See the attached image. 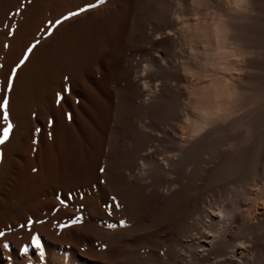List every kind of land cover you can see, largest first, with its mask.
I'll list each match as a JSON object with an SVG mask.
<instances>
[{"label": "bare ground", "instance_id": "6f19581e", "mask_svg": "<svg viewBox=\"0 0 264 264\" xmlns=\"http://www.w3.org/2000/svg\"><path fill=\"white\" fill-rule=\"evenodd\" d=\"M5 101L0 264H264V0H0Z\"/></svg>", "mask_w": 264, "mask_h": 264}, {"label": "rangeland", "instance_id": "374dc122", "mask_svg": "<svg viewBox=\"0 0 264 264\" xmlns=\"http://www.w3.org/2000/svg\"><path fill=\"white\" fill-rule=\"evenodd\" d=\"M240 113H238V114H236V117H239L240 115H239ZM235 117V116H234ZM230 122V121H229ZM229 122H227V123H229ZM227 123H225V124H227ZM229 136V137H228ZM234 135L231 133V134H226V137L225 136H223L222 138H221V140H220V144H221V147H222V149H223V151H226V150H228L229 149V145L230 144H232L233 142H234ZM230 142V143H229ZM229 143V144H228ZM225 144H227V145H225ZM225 146H226V148H225ZM224 149H226V150H224ZM264 179V178H263ZM236 180H239V182L241 181V185H240V183H237L238 181H236ZM236 181V183H234ZM235 181L233 182V180H228V181H222V182H220V183H218V184H215V189H213V187H211L207 192H206V195H205V198H206V201H207V203H209L210 205H212V207H214V208H217V207H219V204L221 205V206H223V205H225L226 204V202L228 201L229 202V204H228V206H230V205H235V200H236V205L238 204V203H240V200L241 201H243L249 194H251V193H256L257 192V190H258V188L260 187V186H258L257 185V183L256 182H253V181H251L250 179H248V183H249V185L248 184H243L246 180H241V179H235ZM242 181H244L243 183H242ZM224 182V183H223ZM231 182L233 183V184H235V185H230L231 184ZM246 182V183H247ZM250 182H252V184L254 183V185H252ZM264 182V181H263ZM259 183H261V182H259ZM258 183V184H259ZM221 184V185H220ZM243 185H244V187H247V189H249V190H247L246 188H244L243 187ZM247 185V186H246ZM258 186V188L256 189V187ZM259 185H262V184H259ZM241 186V187H240ZM230 187H231V189H230ZM249 187V188H248ZM251 187H252V189H251ZM254 187V188H253ZM223 188V189H222ZM233 188H234V190L236 191H234L233 190ZM216 189H217V191L219 192H217L216 194H218V195H215V191H216ZM222 189V190H221ZM244 189V190H243ZM213 190L214 192L212 193L211 191ZM240 190V191H239ZM243 191V192H242ZM246 191H247V193H246ZM256 191V192H255ZM242 193V194H238V193ZM221 193V195L219 196V194ZM215 195V196H214ZM238 195H240V197H243V198H240V197H238ZM242 195V196H241ZM250 196V195H249ZM235 198V199H234ZM240 198V199H239ZM210 199V200H209ZM243 199V200H242ZM213 200V201H212ZM211 201H212V203H211ZM230 202H231V204H230ZM225 203V204H224ZM223 204V205H222ZM226 204V205H227ZM218 205V206H217Z\"/></svg>", "mask_w": 264, "mask_h": 264}, {"label": "snow or ice", "instance_id": "6c2138e0", "mask_svg": "<svg viewBox=\"0 0 264 264\" xmlns=\"http://www.w3.org/2000/svg\"><path fill=\"white\" fill-rule=\"evenodd\" d=\"M101 4H103L105 2V0H100ZM91 7H95V5L91 6ZM19 14V13H17ZM11 85H9V90H10ZM70 91V90H68ZM3 119L5 122H7V127L3 130V136L2 138H0V145H3L5 142H7L10 138V134L12 132V124L9 122V114H8V105H7V101L4 102L3 104ZM39 131V130H37ZM0 158H2V153H0ZM103 171V169L101 170ZM61 203H64V201H61ZM81 221L78 219L74 220L72 223L73 224H78ZM109 227H115L114 225H109ZM33 244L35 245V247L37 249H41L42 245L40 242V239L38 237L33 239ZM25 251H27V249L25 248Z\"/></svg>", "mask_w": 264, "mask_h": 264}]
</instances>
